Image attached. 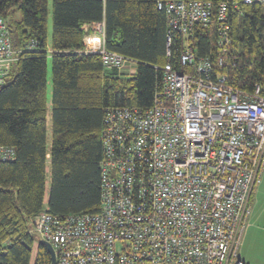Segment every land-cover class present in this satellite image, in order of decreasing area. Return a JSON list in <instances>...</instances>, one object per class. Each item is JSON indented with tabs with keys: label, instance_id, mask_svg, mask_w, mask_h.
I'll return each mask as SVG.
<instances>
[{
	"label": "built area",
	"instance_id": "1",
	"mask_svg": "<svg viewBox=\"0 0 264 264\" xmlns=\"http://www.w3.org/2000/svg\"><path fill=\"white\" fill-rule=\"evenodd\" d=\"M252 3L263 9L262 74L246 90L216 66L229 48L230 11ZM156 5L166 15L167 45L170 31L183 37L179 67L170 59L156 67L162 83L146 109H105L99 210L61 216L43 209L30 218L54 264H247L240 247L264 169V0ZM209 25L215 60L192 46L194 29ZM83 30V51L98 54L105 69L135 72L136 61L106 49L103 22ZM20 51L0 17V88ZM14 157L13 147L0 145V161Z\"/></svg>",
	"mask_w": 264,
	"mask_h": 264
},
{
	"label": "trees",
	"instance_id": "2",
	"mask_svg": "<svg viewBox=\"0 0 264 264\" xmlns=\"http://www.w3.org/2000/svg\"><path fill=\"white\" fill-rule=\"evenodd\" d=\"M51 142L46 146L47 14L49 0H0V17L21 50L0 88V145L15 150L0 161V264H30V218L100 208V161L105 109H146L162 83L161 67H179L183 37L170 31L158 0H51ZM211 1L214 5L226 0ZM103 22L104 43L136 61L135 72L105 69L100 56L83 51V25ZM230 44L216 70L249 90L262 74L263 9L258 3L230 11ZM214 25L193 31L199 56L215 60ZM34 40L31 49L26 45ZM170 49L171 57L166 55ZM216 64V61H215ZM48 183V190H47ZM33 264H50L39 243Z\"/></svg>",
	"mask_w": 264,
	"mask_h": 264
},
{
	"label": "rangeland",
	"instance_id": "3",
	"mask_svg": "<svg viewBox=\"0 0 264 264\" xmlns=\"http://www.w3.org/2000/svg\"><path fill=\"white\" fill-rule=\"evenodd\" d=\"M53 30V15H52V1L48 3L47 14V85L46 96L47 106L45 110L46 116V146L47 151H50L51 142V94H52V80H51V39ZM47 183V190H48ZM254 193L250 198L251 214L248 221V226L244 232L242 244L240 247V254L242 258L250 263L260 262L264 264V169L261 174L260 182L254 188ZM30 228H31V223ZM40 238L33 233L32 235V257L30 264H33L34 256L39 244Z\"/></svg>",
	"mask_w": 264,
	"mask_h": 264
},
{
	"label": "water",
	"instance_id": "4",
	"mask_svg": "<svg viewBox=\"0 0 264 264\" xmlns=\"http://www.w3.org/2000/svg\"><path fill=\"white\" fill-rule=\"evenodd\" d=\"M39 243L46 246V248L48 249V251L50 253V264H54V253H53V249H52L51 245L47 242L42 241V240H40Z\"/></svg>",
	"mask_w": 264,
	"mask_h": 264
},
{
	"label": "crops",
	"instance_id": "5",
	"mask_svg": "<svg viewBox=\"0 0 264 264\" xmlns=\"http://www.w3.org/2000/svg\"><path fill=\"white\" fill-rule=\"evenodd\" d=\"M253 194H255L254 192L252 193V195ZM241 258H242V256H241ZM242 260L245 262V263H247V264H253V263H250V262H248V261H246L244 258H242ZM254 264H261L260 262L258 263V262H256V263H254Z\"/></svg>",
	"mask_w": 264,
	"mask_h": 264
}]
</instances>
